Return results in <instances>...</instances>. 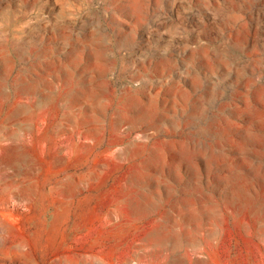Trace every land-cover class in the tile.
<instances>
[{
    "label": "rangeland",
    "instance_id": "obj_1",
    "mask_svg": "<svg viewBox=\"0 0 264 264\" xmlns=\"http://www.w3.org/2000/svg\"><path fill=\"white\" fill-rule=\"evenodd\" d=\"M0 264H264V0H0Z\"/></svg>",
    "mask_w": 264,
    "mask_h": 264
}]
</instances>
